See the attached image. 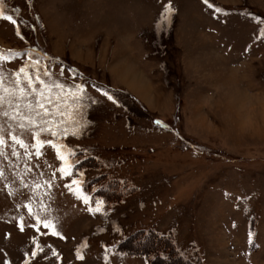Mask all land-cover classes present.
Returning a JSON list of instances; mask_svg holds the SVG:
<instances>
[{"label":"rangeland","instance_id":"obj_1","mask_svg":"<svg viewBox=\"0 0 264 264\" xmlns=\"http://www.w3.org/2000/svg\"><path fill=\"white\" fill-rule=\"evenodd\" d=\"M0 4L5 87L27 65L37 91L84 88L77 135L59 89L51 130L0 107V264H264V0Z\"/></svg>","mask_w":264,"mask_h":264},{"label":"snow or ice","instance_id":"obj_2","mask_svg":"<svg viewBox=\"0 0 264 264\" xmlns=\"http://www.w3.org/2000/svg\"><path fill=\"white\" fill-rule=\"evenodd\" d=\"M205 3H207V0H205ZM209 7H212L211 4L208 5ZM172 8L171 4H166L164 6V11L161 13V20H167L169 19L171 13H172ZM219 11V9H217ZM0 18H3L5 20H8L9 22L15 24L16 21L13 19L12 16L5 15L3 11L2 4H0ZM160 22H157V28H159ZM264 34V33H262ZM17 35H19V32H17ZM17 55L16 53H11L10 56H15ZM5 57L2 53H0V60H3ZM28 66L25 65V67H22L19 69L17 73H15V81H14V86L9 88L5 87L4 85V78L3 76H0V107L4 105L5 102L8 103L10 108H13V97H15V105H14V111L19 114V109L21 103H24L25 108L28 109L29 115L27 117H21V119H27L29 124L36 126L37 121L33 118L31 115L32 113H35L36 117H39V123L40 124H47L49 125V130H51V125L53 124V120L49 119L53 114L50 113L49 109L45 106L46 104H51L52 100L50 95H45V89L48 90L50 93L52 89H59V94H58V100H60V104L64 106L63 111L60 110L59 105H57V111L58 113L66 117L68 121H70L74 125V130H73V135H77L78 132L76 130V127L82 126L80 124V120L76 118V111L73 110L75 105L78 104L80 101L84 99V88L83 85L81 84H76L74 86V89H66V86L62 83L53 81L52 84H45L44 81H40L41 88L39 91H37L36 88L33 87V80L31 75L26 71V68ZM45 75H48L46 72ZM37 79L39 80V77L37 76ZM27 83V89H30L31 91H26L25 87L23 86L24 83ZM104 95L107 96L108 100L112 101L113 103H117V101L114 99L113 96L109 95L107 92L103 93ZM32 97L31 100L26 101V97ZM63 97V99H60ZM72 100V103H69V100ZM93 103H96V101H93ZM82 106V105H81ZM78 110V109H77ZM5 116H8L9 113L5 111L3 113ZM11 119H15V116L10 117ZM61 123H65V121H61ZM157 124L160 123V121H156ZM21 127H24L23 124L20 125ZM40 131H44V128H40ZM65 133H67V128H65ZM39 133H35L33 138L37 139ZM52 135H56V132H52ZM13 140L20 144L21 147H23V141L20 140L19 138L13 136ZM3 143V140L0 139V144ZM45 143V141H41L37 139V145L36 147V155H40V147ZM47 143H51V141H48ZM54 148L57 149V155L60 157V159L65 161V164H67L66 157L64 155H61V146H57L56 144L52 145ZM70 168V166H68ZM60 171L63 174H69L68 168L61 167ZM73 184L78 185L79 181H72ZM78 191V189H77ZM84 199V202H88L87 197H82ZM100 201H97V207L94 209V211H100V206H101ZM90 211H93V209H90ZM47 226V225H46ZM249 242H251V235L249 238ZM79 258V253L77 254Z\"/></svg>","mask_w":264,"mask_h":264},{"label":"bare ground","instance_id":"obj_3","mask_svg":"<svg viewBox=\"0 0 264 264\" xmlns=\"http://www.w3.org/2000/svg\"><path fill=\"white\" fill-rule=\"evenodd\" d=\"M130 62L131 60H128L127 63L125 62L126 64L119 66L115 72H119L120 76L129 82L131 89H133V91L141 97L145 98L146 94L150 92L148 87L149 85L145 84V80L142 78L140 73L133 68Z\"/></svg>","mask_w":264,"mask_h":264},{"label":"crops","instance_id":"obj_4","mask_svg":"<svg viewBox=\"0 0 264 264\" xmlns=\"http://www.w3.org/2000/svg\"><path fill=\"white\" fill-rule=\"evenodd\" d=\"M128 60H129V59H128ZM130 60H131V59H130ZM124 62H125V61H124ZM123 64H124V63H123ZM130 64H132V60H131ZM133 68H134V66H133ZM134 69L137 70V71L140 73V75L142 76L141 71H139L137 67L134 68ZM117 74H119V72H118ZM119 75H120V74H119ZM142 78H143V76H142ZM123 80H124V79H123ZM121 82H123V81H121ZM136 95H137V94H136ZM137 96L141 97L139 94H138ZM141 98H142V97H141Z\"/></svg>","mask_w":264,"mask_h":264}]
</instances>
